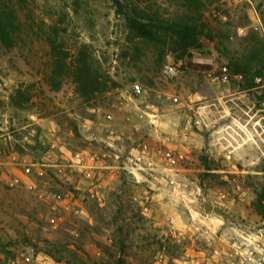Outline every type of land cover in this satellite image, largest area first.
I'll return each mask as SVG.
<instances>
[{
  "label": "rangeland",
  "instance_id": "rangeland-1",
  "mask_svg": "<svg viewBox=\"0 0 264 264\" xmlns=\"http://www.w3.org/2000/svg\"><path fill=\"white\" fill-rule=\"evenodd\" d=\"M119 1L196 29L201 48L137 38L110 0L12 1L0 264H264V0ZM223 67L230 83L212 82ZM144 144L185 157L141 177Z\"/></svg>",
  "mask_w": 264,
  "mask_h": 264
},
{
  "label": "trees",
  "instance_id": "trees-1",
  "mask_svg": "<svg viewBox=\"0 0 264 264\" xmlns=\"http://www.w3.org/2000/svg\"><path fill=\"white\" fill-rule=\"evenodd\" d=\"M12 1L13 0H0V42L5 45H10L12 43V39H14L17 34V26L21 24L18 11L13 6ZM110 1L116 7L117 13L124 16L130 31L133 32L137 38L153 42L157 41L159 33L163 32L169 36L174 51L184 54L190 49L201 48L196 29L187 25L165 21L144 14L142 15L136 9H129L119 0ZM53 50L54 48L52 46V51ZM263 67L264 64L261 68ZM78 74L79 77H76H78V81H80L81 84L83 82L87 84L95 83V78L91 72L80 71ZM251 87H253L252 84L249 88ZM257 203L258 207H260L258 201Z\"/></svg>",
  "mask_w": 264,
  "mask_h": 264
},
{
  "label": "built area",
  "instance_id": "built-area-1",
  "mask_svg": "<svg viewBox=\"0 0 264 264\" xmlns=\"http://www.w3.org/2000/svg\"><path fill=\"white\" fill-rule=\"evenodd\" d=\"M178 66L171 64L165 66L164 74L166 76H175L178 72ZM209 77L212 82L218 84H229L230 83V74L226 67H223L219 70V72H212L209 74ZM234 80H241V75H234L231 76ZM131 91L135 95H141L143 93V88L139 84H133L131 87ZM154 156L157 160H159V164H155L152 160L151 156ZM78 156H76V161H79ZM184 154L166 148L164 146L156 147L151 149L150 146L147 144L143 145L140 150L135 151L134 155L131 158V163H133V169L135 172L143 177V175L152 176L151 171L154 170L153 168L157 167L161 170V174L164 176H171L167 174V171L170 172L172 170H176L178 164L184 159ZM155 165V166H153ZM171 178V177H169ZM173 183V181H170Z\"/></svg>",
  "mask_w": 264,
  "mask_h": 264
}]
</instances>
